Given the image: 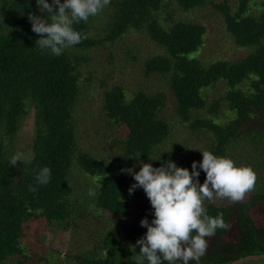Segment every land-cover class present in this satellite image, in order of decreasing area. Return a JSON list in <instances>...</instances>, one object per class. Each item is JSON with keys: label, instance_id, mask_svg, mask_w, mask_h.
<instances>
[{"label": "trees", "instance_id": "trees-1", "mask_svg": "<svg viewBox=\"0 0 264 264\" xmlns=\"http://www.w3.org/2000/svg\"><path fill=\"white\" fill-rule=\"evenodd\" d=\"M171 1L176 8L188 11L209 0H111L112 11L107 20L102 14L108 6L87 22L74 24V29L86 38L63 50L60 56H53L42 53L36 44L40 36L32 31L30 13L45 16L51 22L47 13L40 12L37 0H0V264L14 257L18 264L57 260L51 253L30 256L22 246L28 227L40 220L47 227L59 225L68 231L87 221L99 225L106 220L113 224L109 233L104 229L92 232L88 242L83 241L78 250L68 252L65 262L70 259L72 264H148L136 242L147 233L141 220L147 217L151 223L154 209L143 188L129 194L134 176L121 169L134 167L138 172L141 161L159 167L168 160L179 167L180 148L170 145L171 122L186 123L209 133L210 141L197 152V162H202L203 151L227 158L241 140V146H252L256 155L248 164L253 165L256 160L263 164L259 148L264 145V0H238L237 7L227 2L215 4L224 15L235 44L251 51L234 60L218 59L209 66L196 56L205 44V25L186 21L175 22L169 28L163 25V9ZM171 17L169 13L167 19ZM97 23L101 37L89 33ZM129 31L147 32L165 51L147 59L145 74L168 76L166 84L174 98V114L165 115L169 98L163 91L141 88L130 95L123 86L114 85L104 93L103 108L109 119L126 130L120 144L116 140L120 149L108 159L77 154L74 116L82 89L81 68L88 61L83 53L97 44L114 42ZM191 53L195 55L190 56ZM219 81L227 83V90L208 107L207 91ZM223 102L235 112L228 123L199 114L207 107L209 113L217 114ZM32 110L35 123L31 161L10 166L15 155L14 137ZM255 144L258 146L253 147ZM136 154H141L138 160L129 158ZM261 154L264 156V148ZM43 167L51 171L50 182L38 185L35 176ZM74 169L95 178L96 196L87 192L71 200ZM30 187L37 190L31 192ZM261 190L246 197V201H205L207 214L222 217L228 226L235 211L241 237L224 241L228 228L217 229L215 235L206 238H211L213 245L207 247L199 264H231L264 254V228L257 227L248 212L253 200H264L262 186ZM123 245H129L130 252L123 250Z\"/></svg>", "mask_w": 264, "mask_h": 264}, {"label": "rangeland", "instance_id": "rangeland-1", "mask_svg": "<svg viewBox=\"0 0 264 264\" xmlns=\"http://www.w3.org/2000/svg\"><path fill=\"white\" fill-rule=\"evenodd\" d=\"M256 1L262 2V0ZM223 2H227L233 7H237L239 4L238 0H209L203 6L185 11L176 8L175 2L171 1L167 9H163L162 17H166L162 19V23L167 28L178 21L200 23L206 26L205 44L199 53H195H198L196 55L197 58L205 66H209L212 62L221 58L234 60L251 51L250 48H242L235 44L232 34L227 30L224 15L215 7V4ZM251 3L256 5L254 1ZM110 5H107L109 8L102 14L105 20L108 19V14L112 11V6ZM167 12L168 14L166 15ZM169 13L172 17L168 20ZM99 24L97 23L91 29L90 35L94 37L100 35L101 37L102 32L98 33L96 29V27H99ZM164 52L161 46L149 37L147 32L129 31L114 42L97 44L83 53L88 57V61L83 62L81 68L80 84L82 89L80 101L74 116L76 118L77 154L88 153L99 158L108 159L111 154L117 153L120 149V140L126 137V130L118 123L109 119L103 108L104 93L114 85L123 86L130 95L133 94V91L141 88L150 92L163 91L168 94L169 98L165 115L171 117L174 114V98L168 90V84H166L168 76L158 73L145 74L147 59L157 53ZM195 54L191 53L190 56ZM226 90L227 83L225 81H219L210 87L206 94L208 97V107L211 102L224 96ZM208 107L201 110L199 114L213 117L221 123H228L235 117V112L229 109L226 102H223L217 114L209 113ZM34 123L35 111L32 110L24 119L21 129H19L14 137L15 154L23 152L30 154L32 157ZM171 123L173 134L170 145H178L180 148V152H178V155L181 157L179 167H186L191 171L193 161H196L197 152L206 145L207 141H210L209 133L203 129L192 128L186 123L178 124V121ZM238 144L236 151L231 152V155H228L227 158L232 159L237 166L252 168L256 175H258L255 188L241 200L246 201L254 192H261V186L264 188V156L261 154L264 145L258 144L259 146L261 145L259 156L263 164H260L256 160L252 165L248 164L249 161H252V158L256 159L254 150L251 151L252 146H241V140L238 141ZM258 145L255 144L253 147ZM205 179L206 173L201 171L199 182L203 184ZM71 181L73 188L71 200L73 201H75L76 197H82L89 192V189H93L96 186L95 178L85 175L79 169L73 170ZM225 199L234 202L230 199ZM217 200L219 201V199ZM248 212L256 226L264 228V200L261 198L253 200ZM237 219V214L233 211L228 231L223 237L224 241L233 242L234 240H239L241 237ZM112 225L111 222L106 220L100 222L99 225L87 221L86 224H80L78 228L74 227L75 229L73 228V230L68 231L66 228L59 227V225L47 227L46 222L40 220L28 227L24 239H22V246H24L26 254L30 256L34 255V257L37 254L43 256L47 253L49 255L55 254L57 260L48 258L49 261H44L42 264H72L70 259H67L66 262L64 261L65 256H67L71 249L73 251L78 250L81 242H88L94 231L102 232V229L108 233L113 231ZM207 244L208 247H211L213 240L211 238L208 239ZM129 247V245H123V250H128ZM128 251L130 252V249ZM17 260L14 257L12 260L1 264H18ZM258 262L264 264V259H260ZM37 264H41V261H37Z\"/></svg>", "mask_w": 264, "mask_h": 264}, {"label": "clouds", "instance_id": "clouds-1", "mask_svg": "<svg viewBox=\"0 0 264 264\" xmlns=\"http://www.w3.org/2000/svg\"><path fill=\"white\" fill-rule=\"evenodd\" d=\"M110 3L111 0H52V3L37 0L40 12L47 13L51 22L45 16L29 14L32 31L40 36L36 44L42 53L60 56L63 50L86 38L73 25L87 22ZM202 153V162L193 161L191 171L178 167L172 160L159 167L141 161L138 172L134 167L121 169L134 176L129 194L143 188L154 209L151 223L147 217L141 220L147 233L136 242L148 264H190V261L199 264L207 252L206 238L215 235L217 229L228 228L222 217L207 214L205 201L227 198L239 202L255 188L257 176L252 168L237 166L232 159L218 157L210 151ZM140 156L129 158L138 160ZM18 161L29 163L31 155L17 152L11 157L10 166H16ZM201 169L206 173L203 184L199 182ZM50 178L48 167L41 168L35 176L38 185H47ZM36 190L29 188L31 192ZM88 195L96 196L95 190L89 189Z\"/></svg>", "mask_w": 264, "mask_h": 264}, {"label": "crops", "instance_id": "crops-1", "mask_svg": "<svg viewBox=\"0 0 264 264\" xmlns=\"http://www.w3.org/2000/svg\"><path fill=\"white\" fill-rule=\"evenodd\" d=\"M260 259H264V254L262 255H254L252 257H244L242 259H240V261H237L235 263H231V264H260L258 262V260Z\"/></svg>", "mask_w": 264, "mask_h": 264}]
</instances>
